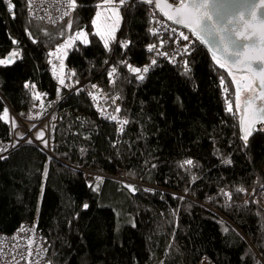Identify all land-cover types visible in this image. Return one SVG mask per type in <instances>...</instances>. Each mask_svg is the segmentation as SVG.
<instances>
[{
	"label": "trees",
	"instance_id": "1",
	"mask_svg": "<svg viewBox=\"0 0 264 264\" xmlns=\"http://www.w3.org/2000/svg\"><path fill=\"white\" fill-rule=\"evenodd\" d=\"M12 2L15 18L0 0V58L12 51L20 57L0 66V115L10 107L25 125L35 121L38 101L25 82L62 100L51 119L52 157L24 143L0 160V232L34 223L47 264H197L204 255L213 264H264V208L257 200L264 132L244 146L235 84L204 46L195 39L187 74L160 61L137 80L126 65L143 68L154 59L146 51L153 41L148 6H121L118 39L105 49L91 23L103 0H76L56 25L30 18L26 0ZM81 29L89 43L69 48L62 75L71 87H63L50 53ZM109 62L117 70L111 84ZM89 78L104 85L110 101L119 97L129 121L121 135L97 117L82 90H72ZM10 139V122L0 120V146ZM188 159L193 166L180 167ZM81 169L105 176L87 182ZM119 169L138 183L134 194L110 178Z\"/></svg>",
	"mask_w": 264,
	"mask_h": 264
},
{
	"label": "snow or ice",
	"instance_id": "2",
	"mask_svg": "<svg viewBox=\"0 0 264 264\" xmlns=\"http://www.w3.org/2000/svg\"><path fill=\"white\" fill-rule=\"evenodd\" d=\"M6 5V9L9 13H13L15 4L12 0H3ZM68 7L70 10L77 7L76 0H67ZM127 0H103V5H108L106 11L110 12L112 16L116 17L117 25L120 19V7L124 6ZM144 3L152 5L155 4L156 9L167 18L168 21L173 22L175 25H181L187 28L192 36L196 38L201 45H207L208 51L212 54V60L222 69L228 72V75L232 77V83L236 86V110L240 111L243 105V116L239 121V132L241 133L240 139L244 142V146L247 147L249 138L256 132H264V106L255 107L253 101L259 100L264 102V16L258 15V10L264 9V0H260L259 4H253L250 9H248V16L250 19H246L243 13L238 14L235 18L231 16H225L219 11H212V0H180L179 6H174L173 3L167 2V0H144ZM29 7L31 5L29 4ZM97 7H102L98 5ZM65 16L69 15V12L64 13ZM101 17V12L97 11L96 17L92 19L91 23L95 31V35L99 36L103 41V46L105 49H109L110 42L116 40L115 31L116 27L113 26L110 29L101 31L98 25V20ZM111 17H106L110 19ZM71 22H69L68 27L71 28ZM150 31L155 34L156 30L151 29ZM175 33L176 29H172ZM183 41H189V35H185L183 32L179 34ZM76 41L87 45L89 43L88 33L83 29L77 31L74 35L70 36L64 43L60 44L56 53H50V55H56L57 59L60 60L59 73L57 68L53 66V74L57 76L58 82L63 87H71L70 84L65 83V77L60 73H63L64 63L63 57L67 55L66 49L72 48ZM35 42V41H34ZM16 43V41H13ZM121 47L127 48L128 42H120ZM155 45H149L148 51L151 52L155 50ZM191 49L185 46V54L190 53ZM219 53V55H218ZM161 55L167 56V53H161ZM20 57L18 51H12L6 56L0 58V66L8 67L16 63V58ZM51 63V61H49ZM259 63V68L257 70L254 67V63ZM157 61L153 59L151 65L156 64ZM185 64V74L189 71L187 67L188 61ZM145 66L143 68L134 67L131 64H127V69L130 73L135 75L137 80H143L145 78L144 73H147L150 66ZM246 71L247 76H241L240 80H237L236 74L234 72ZM116 68H113L108 72L109 77H112L116 73ZM72 75H75L74 73ZM71 79V76L68 77ZM245 80L247 81L245 83ZM258 82V84H257ZM221 85H224V79L221 78ZM257 84V86H254ZM25 89L32 91V99L34 101H41L42 94L33 91L36 88L35 84H30L25 82L23 85ZM96 88V85H92ZM227 91V89H225ZM249 92L252 95L242 101L241 92ZM59 92V90H58ZM94 101L98 99V96L89 93ZM119 100V97L111 98L113 104ZM40 107L43 108V103L41 102ZM100 110V109H98ZM106 111V110H105ZM121 109L117 106L115 112L119 113ZM229 113L233 112V107L229 103L226 109ZM30 119L32 117H29ZM109 119L116 121L120 124L119 131L124 130V125L128 124L129 121L118 120L116 115H109ZM0 120L5 123L9 122V111L7 108L3 109V114L0 115ZM11 125L13 128L16 127V121L11 120ZM259 125V127H258ZM35 127V125H33ZM37 140H41L45 147L48 146L46 140H44V133L39 132L36 135ZM32 143L31 140L27 141ZM7 151L6 148L0 147V153ZM6 159L3 155H0V160ZM193 161L191 159L185 160L180 164V167L193 166ZM225 163H230V161H225ZM44 175L47 176V171L45 170ZM193 180L196 177H192ZM97 181H101L100 177H96ZM92 191L98 190L97 186L92 184L88 185ZM129 191L135 192L136 189L131 185H125ZM149 191V189H145ZM237 191H244V189H237ZM225 196L231 198L230 193L225 192ZM183 199V197H180ZM89 205L87 203L83 204L84 209H88ZM135 227V224L132 225ZM22 231L24 229H21ZM227 231V229H225ZM32 241H28L29 248H31ZM47 251V249H44ZM29 251V255H31Z\"/></svg>",
	"mask_w": 264,
	"mask_h": 264
},
{
	"label": "built area",
	"instance_id": "3",
	"mask_svg": "<svg viewBox=\"0 0 264 264\" xmlns=\"http://www.w3.org/2000/svg\"><path fill=\"white\" fill-rule=\"evenodd\" d=\"M168 1L175 5H178L180 3V0ZM29 4L31 5V7H29ZM72 10L69 9L67 0H26V11L28 16L33 20L41 21L47 25H56L60 23L67 17L64 15V13L68 11L70 14ZM148 16L151 23V29H155L156 32L155 34H153V32L151 31L153 41H151L147 45L146 51L154 55V59L157 61V63L163 61L169 63L172 66H179L185 69L184 62L188 61L187 67L189 68L188 59L194 48V36H192L189 32L179 29L166 22L158 15L157 11L153 7L148 8ZM172 29H176L175 33H173ZM181 32H183L185 35H189V41H183V39L180 38L179 34ZM149 45H155V50L149 52ZM185 46H188L191 49L190 53L185 54ZM161 53H167L168 55H161ZM156 64L151 65L150 62L145 66L151 65L150 69H152L156 66ZM106 68L107 83L111 84L114 80L115 74L112 77H109L108 75V72L112 70L110 62L107 64ZM92 85H96L97 87L93 88ZM76 89H80L83 91L91 107L93 108V111L96 113L99 119L106 120L112 123L118 135H121L124 132L128 124L124 125V130L121 132L119 131L120 124L116 121H112L108 118V116L116 115L118 117V120L128 119L120 112H115V108L117 106L119 107V103L118 101H116V103L113 104L112 101H110L104 85L100 81L89 78L79 83L72 90ZM89 93L97 95L98 99L94 101ZM61 100V97L47 99L46 96L42 94L41 101H38L39 113L35 121L32 122L33 124H35V127L28 130L24 126L25 124L17 117V119H19L20 126L16 127L15 129L11 125L10 141L0 146L6 148L7 151L0 153V155L7 157L13 149L21 144L28 143L27 141L31 140V144L37 146L48 156L52 157L53 155L50 152L51 119ZM41 102L43 103V108L40 107ZM20 129L25 132V136L22 138H19L20 136L17 133ZM38 131L44 133V140H46L48 143L47 147H45L41 140L36 139ZM81 171L83 172L84 179L87 182H93L94 178L97 176H105L96 171L88 169H81ZM110 178L122 183L133 184L134 186L138 185V183L129 180L127 178L126 172L122 169L117 170L116 174L111 176ZM257 198L261 206L264 208V189L258 191ZM21 229L24 230L22 231ZM29 240L33 242L31 248H29L28 245ZM44 249L46 248L40 237V232L38 231L34 223L23 222L16 230L8 234L0 232V264H47V251H44ZM29 251H31V255H29ZM197 264H213V262L204 255L198 260Z\"/></svg>",
	"mask_w": 264,
	"mask_h": 264
},
{
	"label": "rangeland",
	"instance_id": "4",
	"mask_svg": "<svg viewBox=\"0 0 264 264\" xmlns=\"http://www.w3.org/2000/svg\"><path fill=\"white\" fill-rule=\"evenodd\" d=\"M117 3H118V1H117ZM100 5H102V7H97L96 12H95L93 18L96 17V13H97V11H100V12H101V17H100V19L98 20V25L100 26L101 31H105L106 29H110L111 27L115 26V27H116L115 37H116V39H117L118 31H119V29H120V25H121V22H122V14H121V11H120V19H119V23H118V25H117L116 17H115V16H112V14H111L110 12L106 11V9H107L108 7H110V6H108V5H103V3L100 4ZM106 17H111V18H110V19H106ZM92 28H93V26H92ZM83 30H84V29H83ZM78 31H79V30H78ZM84 31L87 32L86 30H84ZM95 31H96V29L93 28V32H94V33H95ZM76 32H77V31H75V32H73V33H66V34L64 35V38L62 39L61 43H59V44L56 46V48L53 50L52 53H56V49H57V47H58L60 44L64 43L65 40H67L70 36L74 35ZM88 40H89V37H88ZM115 41H116V40L111 41V42H110V46H111L112 42H115ZM76 42H80V41H76ZM102 42H103V41H102ZM110 46H109V48H110ZM68 50H69V48L66 49L67 52H68ZM53 57H54V59H55V58L57 59L56 55H52V58H53ZM64 59H65V56L63 57V63H64ZM57 60H58V63H57V64H54L53 62H51V64H52L51 71L53 72V66H54V65H55V66L57 65L56 68H57V72L59 73L60 60H59V59H57ZM234 72H235V74H236L237 80H240L241 76H247V75H248V74L246 73V71H243V72H236V71H234ZM60 74L62 75V73H60ZM246 82H247V81L245 80V83H246ZM254 86H255V84H254ZM235 87H236V86H235ZM250 95H252V94L249 93V92H244V91H242V92H241V99H242V101L245 100V99H248V97H249ZM255 101H256V102H254V106H255V107L263 106L261 101H259V100H255ZM242 108H243V105H242L241 110H240V114H241V115H243V114H242ZM8 111H9V122H11V120L14 119V120L16 121V127H19V126H20V122H19V119H17V116H15V114H14V113L12 112V110H10L9 108H8ZM33 125H35V124L30 123V124H26V125H24V126H25L28 130H30V129L33 128ZM16 127H15V129H16ZM39 132H41V131H38V133H39ZM17 133H18V135L20 136L19 138H22V137L25 136V132H24L23 130H21V129H20ZM42 143H43V142H42ZM43 144H44V143H43ZM257 200H258V198H257ZM258 202H259V201H258ZM259 203H260V202H259Z\"/></svg>",
	"mask_w": 264,
	"mask_h": 264
},
{
	"label": "water",
	"instance_id": "5",
	"mask_svg": "<svg viewBox=\"0 0 264 264\" xmlns=\"http://www.w3.org/2000/svg\"><path fill=\"white\" fill-rule=\"evenodd\" d=\"M127 1H134L137 3L144 4L148 7H153L157 11V13L160 15V17H162L166 22L170 23L171 25H173L179 29H182V30L189 32V30L187 28H184L181 25H175L173 22L168 21L167 18L164 17L163 14L160 13V11L158 9H156L155 4H152V5L146 4V3H144V0H127ZM167 2H169V1L167 0ZM169 3H171V2H169ZM259 3H260V0H212V11L214 13L219 11L221 14H223L225 16H231L233 18H235L238 14L243 13L246 19H250V17L248 16V9H250L253 4H259ZM174 6H179V4L178 5L174 4ZM258 15L264 16V9L258 10ZM203 46L208 51V46L207 45H203ZM209 54L212 56V54L210 52H209ZM218 55H219V53H218ZM254 67H256L258 70L259 63L258 62L254 63ZM234 71H235V69H234ZM257 84H258V82H257ZM257 84H255V86H257ZM254 102L255 101H253V104H254ZM8 108L11 110L10 107H8ZM242 114H243V108H242ZM242 116L243 115H241L240 119L242 118ZM125 185H131L135 188V186L133 184L122 183V186L124 188H126L128 191H129V189L127 187H125ZM129 192L134 194L136 191L135 192L129 191Z\"/></svg>",
	"mask_w": 264,
	"mask_h": 264
}]
</instances>
